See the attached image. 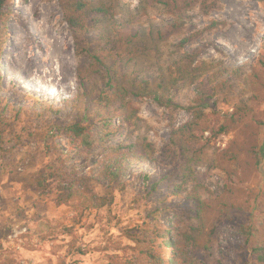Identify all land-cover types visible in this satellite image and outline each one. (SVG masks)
I'll return each mask as SVG.
<instances>
[{
  "label": "rangeland",
  "instance_id": "374dc122",
  "mask_svg": "<svg viewBox=\"0 0 264 264\" xmlns=\"http://www.w3.org/2000/svg\"><path fill=\"white\" fill-rule=\"evenodd\" d=\"M184 2L7 0L0 264H264V0ZM127 141L149 161L115 178Z\"/></svg>",
  "mask_w": 264,
  "mask_h": 264
},
{
  "label": "trees",
  "instance_id": "16d2710c",
  "mask_svg": "<svg viewBox=\"0 0 264 264\" xmlns=\"http://www.w3.org/2000/svg\"><path fill=\"white\" fill-rule=\"evenodd\" d=\"M196 0H186V2H184V5H191L193 3H195ZM7 3V0H0V12L2 11V9H4L5 5ZM75 10L77 12H83L85 11V5L82 2H78L75 4ZM70 23L73 24V27L75 26L74 24L77 25V22L74 21V18L70 19ZM204 106L201 107V110L199 112H197L198 114L194 116L193 121L191 123H189V126H194V125H198V122L201 120L202 115H203V110ZM203 111V112H202ZM69 131L73 134V136L80 141L81 145H83V147H85L86 149H93L97 144H99L100 142H102L101 139L93 136L87 129L86 126L81 125V124H76L73 125L71 127H69ZM113 156L110 159L109 162V167L108 170L110 175L117 178L120 174V172L123 169V165L127 162H130L131 159L137 160L139 162H148V158H145L144 155L141 154V152H139L138 150V145L136 143L133 142H125L123 144H120L117 149H115L113 151ZM260 156L259 158H257V156ZM256 165L257 168L259 170H261L262 166H263V161H264V141L263 143L259 146L258 152H256ZM145 180L149 181L150 180V176L148 174H144L143 177ZM158 184L154 183L153 184V189L154 187H156ZM173 189L171 188L170 193H173ZM162 238L167 239V241L164 242V244H162V246H164V249L166 248V246H169L172 250L175 248V243L173 242V240L171 239V237L169 236V233L166 232L164 234L161 235ZM251 254L253 256H256L258 261H261L264 263V249L263 248H250ZM166 259H162L159 256H151V260L153 262V264H175V260H176V255L174 253H170L167 255Z\"/></svg>",
  "mask_w": 264,
  "mask_h": 264
},
{
  "label": "bare ground",
  "instance_id": "6f19581e",
  "mask_svg": "<svg viewBox=\"0 0 264 264\" xmlns=\"http://www.w3.org/2000/svg\"><path fill=\"white\" fill-rule=\"evenodd\" d=\"M53 50H54V54L56 56V60H55V63L58 64V66L61 68V69H64L65 68V63H64V59H63V56L64 55V42L60 41V39H54L53 40ZM25 64L28 66V67H32L33 63L32 61L30 60V58L28 56H26L25 58Z\"/></svg>",
  "mask_w": 264,
  "mask_h": 264
}]
</instances>
